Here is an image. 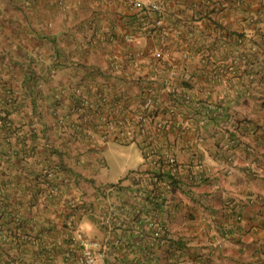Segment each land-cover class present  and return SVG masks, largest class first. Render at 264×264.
<instances>
[{"label":"crops","instance_id":"1","mask_svg":"<svg viewBox=\"0 0 264 264\" xmlns=\"http://www.w3.org/2000/svg\"><path fill=\"white\" fill-rule=\"evenodd\" d=\"M155 1L164 10L165 25L171 28L169 40L147 36L133 26L132 16ZM213 2L0 0V52L5 51L4 62L15 67V71L3 70L4 64H1L0 77H16L12 81L24 85L29 107L33 100L37 104L41 102L38 124L41 130L46 129L48 137L45 139L49 138L50 143L62 150L69 166H76L77 154L89 153L85 155L86 163L75 169L94 178L95 185H99L117 182L134 168H125L116 180L109 179L102 170L107 167L106 150H111L112 143L116 142L114 136L99 131L95 144L98 148H94L88 138L83 135L78 138L74 129L59 131L49 114V97L65 84H87L89 79L97 77L111 84L112 96H122L116 103L126 108L131 117L142 112L137 108L145 88L152 86L167 102L171 91L185 86L176 87L167 78L169 72L174 73L176 80L185 81L191 75L193 94L213 106L209 110L213 112L210 119L185 118L188 106L180 99L178 109H183L180 122L175 126L171 124L162 133L153 129L137 131L135 139L126 145L140 148L144 141L151 142L158 153L162 152L163 158L175 157L185 164L177 176L188 185L181 182L180 188L166 192L165 216L171 240L184 242L181 264H264V61L258 53L255 66L254 54L246 49L235 66L227 69L223 66L227 63L223 61V53L237 55V34L252 37L264 33V27L261 22H252L257 15L255 1L227 0L221 5ZM200 12L209 14L200 21L194 20L196 14L202 15ZM94 27L97 30L93 31ZM220 30V38L214 40L211 36L220 34ZM130 36H134V40H129ZM196 38L201 39L196 41ZM150 60L159 61L156 62L160 70L158 74L152 71V79L148 80ZM117 62L122 65L119 70ZM113 65L116 68L112 70ZM216 65L225 70L217 67L215 71L220 74L212 79L209 73ZM206 66H210L208 75L204 74ZM124 70L134 77L125 78ZM37 82L42 83L41 98L34 96ZM25 108L20 117L27 122L36 114ZM208 113L204 111L201 116ZM162 116H157V120H163ZM76 119L78 116H71L72 122ZM235 139L240 142L237 146H233ZM45 152L41 142L38 156L46 157ZM196 159L203 161L210 171V178L197 185L187 179L189 173L194 175L200 170ZM37 164L42 166L39 161ZM72 194L92 197L94 187L84 182L74 187ZM127 199L129 207L132 200L130 196ZM114 201L117 203L118 199ZM63 211L59 204L56 208L40 210L36 206L31 210L33 219L41 223L37 230L50 226L51 235H55L56 243L50 247L57 245L58 251L51 264H69L63 257L66 245L62 242L75 227L91 238L109 241L111 246L117 245V238L121 237V248L131 237H138V226L131 218L123 221L120 217L114 225L105 226L85 215L75 219L72 227ZM44 234L47 235L48 230ZM121 248L116 252L120 250V254H125V247ZM160 256L158 264H167L166 253L162 251Z\"/></svg>","mask_w":264,"mask_h":264},{"label":"trees","instance_id":"2","mask_svg":"<svg viewBox=\"0 0 264 264\" xmlns=\"http://www.w3.org/2000/svg\"><path fill=\"white\" fill-rule=\"evenodd\" d=\"M225 1L227 0H214L213 3L221 5ZM252 1L257 2V15L252 22H261L264 27V0ZM208 14L209 12L202 13V15L196 14L193 19L200 21L203 17L208 16ZM132 17H134L132 18V23H135L133 26H136L143 34L147 36L154 35L162 41L170 39L171 28L167 27L164 23V10L160 14L156 10H153L152 7H142ZM159 18L162 19L161 26L156 25V21ZM96 28L94 27L93 31L97 30ZM165 31L167 34L164 35L163 32ZM221 34L220 30V34H215L211 37L214 40L215 37L219 39V35ZM207 37L203 38V40L207 39ZM199 39L201 38H196L195 40L200 41ZM236 39L235 47L237 55H234V53L231 56L223 53L225 56L223 61H227L223 65L226 66V69L239 63L240 58L244 57L243 54L246 53V49L254 54L253 64L255 66L259 59L258 53H261V61H264V33H257L252 37H248L245 34H237ZM5 57H7L6 52L1 51L0 65L4 64L3 70L9 69L10 71H15V67L12 64L4 62ZM156 61H149L151 71L148 75V80L152 79V71L157 73L160 70L157 64L159 61ZM117 64L120 65L118 62ZM5 66L7 67L5 68ZM223 66L216 65L211 73H209L210 66H206L204 74L208 75L209 73L212 79H215V76L220 74L219 71L215 70L218 69L217 67H220V70L224 71ZM120 67L122 65L118 66V70L121 69ZM111 68L113 70L116 66L113 65ZM124 73L123 76L125 78L132 79L134 77L127 70H124ZM15 78L3 77L0 81V264H51L58 251L57 245L50 247L56 243L53 240L55 235H51V231L49 230L52 228L50 226L47 229H44L46 226L43 227L42 231L37 230V225L41 223L33 219L31 215L32 208L38 206L40 210H46L53 207L56 208L57 204H59L64 209L63 213L66 220L70 222L69 226L72 225L73 227L75 219H81L85 215H89L92 219H97L103 225L98 215L100 210H102L101 197H104L108 187H118L122 192L119 195L118 202L115 203V213H117L115 214V219L118 220L121 217V220L123 219L124 221L131 218V221L138 226V237L135 239L131 237L122 244L125 247L122 246L125 249V254H120V250L116 252L117 248H121V237L117 238V245L111 246V243L108 241L109 264H158L162 251L166 253L168 263L181 264L180 258L184 249V242L181 240H171L166 223L164 222L165 234L163 233L164 236L160 238L145 228L149 217L154 216L157 212L165 219L167 214V195L165 196V194L169 190L164 181L173 187H179L181 182H185L188 185L186 180L177 179L170 170L163 168L167 166V159L162 157V152L158 153L151 142L144 141L140 145V149L145 161L140 163L138 167L129 170L117 182L95 185L94 178L84 176L75 169V167L86 163L87 159L85 155L89 153L87 152L86 154L85 152V155L81 156L77 154L75 156V167L68 165L63 157L62 150L50 143L49 138L45 139L48 137L46 131H44L46 129L43 128L41 130V125L40 123L38 124L41 116L39 115L41 114V110H38V107L42 108L41 102L37 104L33 100L32 106L29 107L26 103L28 94L24 91L25 87L23 84L21 87L12 81ZM167 78L175 86L177 85L176 87L185 86H182L179 91H171L170 99L167 102L163 101L162 97L154 91L153 96H155V99L160 97L161 103L153 111H146L144 113L145 116L149 117V122L138 118L141 112L130 117L129 111L116 103L120 101L122 96H112L111 84L107 81H101L97 77L89 79L86 82L87 84L63 85L58 92L53 93L49 97V114L54 119L55 127L59 128V131L66 130L67 128L74 129L75 134L79 135L78 138H81L82 135L84 138H88L90 145L95 146L94 148H98L95 145L97 143L96 136L101 130L102 133L104 132V135L109 134L111 137L114 136L113 139L116 143L126 145L129 141L132 142L135 139L138 134L135 133L137 131L145 132L153 129L162 133L171 124L175 126L176 123L180 122L178 119L183 110L181 109L180 111L178 109L180 99H183L188 106V109H185V118L197 119L202 117L203 120V117H205L206 119H210L209 116L213 115V112L209 110L213 106H210L209 101L199 99L193 94L191 90L194 86L191 75L185 81L176 80L171 71ZM137 79L139 80L141 77L139 76ZM41 87L42 83L37 82L34 96L41 98V94L43 93ZM151 87L145 88V94L141 95L143 98L140 105H138V110L143 111V104L147 100ZM86 99L91 102L92 106L83 105ZM25 106L26 110L27 108L32 109L36 114V116L27 122L23 121L20 117V112L22 113ZM204 111L209 112L207 116H201ZM160 114L163 115V120H157L156 117L160 116ZM73 115L78 116V119L74 122L71 120V116ZM129 132L132 134V137H130ZM41 142H43L46 149L44 153L46 157L44 158L39 157L41 155L38 156ZM61 143L62 141L59 140L60 145H62ZM233 143H235L233 146L240 144L237 139ZM54 155L59 156V158L55 159ZM155 160H157V165L154 164ZM37 161L42 163V166H38L40 164H37ZM178 163L180 162L178 161ZM145 165L148 166L144 167ZM199 166L200 170L197 173L194 175L189 173L187 177L189 183L197 185L210 178L209 168L203 161H200ZM152 175L158 181L163 182H154ZM144 178L147 180L148 186L144 185ZM84 182L93 185V196L75 197L72 194L73 188L80 186ZM141 191L142 195L140 198L139 193ZM111 194L114 193L112 192ZM130 195H133V197L131 198ZM128 196L132 200L129 207ZM114 224V222L111 223V225ZM45 230H48L47 235L44 234ZM77 231L80 230L76 227L72 228L69 234L65 236L62 245H66V248L63 251L62 245L60 246L64 260L69 264L72 261H76L75 255H72V258L67 260L66 254L72 248V238ZM85 236L89 237L88 235ZM163 238L165 242L161 244ZM162 247H165L164 249L166 250Z\"/></svg>","mask_w":264,"mask_h":264},{"label":"built area","instance_id":"3","mask_svg":"<svg viewBox=\"0 0 264 264\" xmlns=\"http://www.w3.org/2000/svg\"><path fill=\"white\" fill-rule=\"evenodd\" d=\"M150 7H152L153 10H156L157 12H159L160 14L163 13V8L162 6L158 3V2H152L150 4ZM156 25L157 26H161L162 25V19L159 18L156 21ZM164 35L167 34V32L163 33ZM134 36H130L129 40H134ZM158 56L161 55V51H159L157 53ZM172 74H174L172 72ZM154 90L152 88L149 89L148 92V96H147V100L144 102L143 104V111L141 112V114L138 116V118L149 122L150 119L149 117L145 116V112L146 111H153L154 108H156V106H158L161 102H160V97L155 99V96H153L154 94ZM83 105H91V102L86 99L83 102ZM130 137H132V134H130ZM134 135V134H133ZM159 159V158H158ZM157 159V160H158ZM167 160V166L163 167L164 169L170 170L172 174H174L177 179L179 178L177 176V174L180 172V170L185 168V164L182 163H178V160L175 157H168L166 158ZM157 160H155L154 164L157 163ZM199 165H200V161L199 159L195 160ZM157 165V164H156ZM153 177L154 182H163V181H158V179L156 177ZM147 180H143L144 185L148 186ZM166 187L168 190H172L173 187L172 185H170L168 182L164 181ZM181 185L178 187L180 188ZM114 194H111V193ZM121 190L115 187H108L105 191V195L104 197H101L100 202L104 203L102 205V210H100L99 213V218L102 220L103 224L107 225H111L112 222L118 221L117 219H115V201L114 199H118L119 195L121 194ZM134 195V194H133ZM133 195H130L131 198L133 197ZM142 195V191L141 193H139V197L141 198ZM166 196V194H165ZM137 197V196H136ZM138 197V200H139ZM134 202V201H133ZM101 203V204H102ZM136 204V203H135ZM138 212V211H137ZM165 219L164 217L159 214V212H157L154 216H150L149 219L147 220V223L145 225L146 229H149L152 234H154L156 237H162L164 236V223ZM165 234V233H164ZM73 245L72 248L69 249L68 253L66 254L67 256V260L72 258V255L76 256V264H109L108 261V242L105 240H99V239H94V238H89L87 236H85L82 232L77 231L76 234L73 236ZM165 242V239L163 238L161 240V244H163Z\"/></svg>","mask_w":264,"mask_h":264},{"label":"rangeland","instance_id":"4","mask_svg":"<svg viewBox=\"0 0 264 264\" xmlns=\"http://www.w3.org/2000/svg\"><path fill=\"white\" fill-rule=\"evenodd\" d=\"M112 146L111 150H106L107 167L102 170L111 180H116L125 168H136L144 161L142 151L136 145L113 142Z\"/></svg>","mask_w":264,"mask_h":264}]
</instances>
